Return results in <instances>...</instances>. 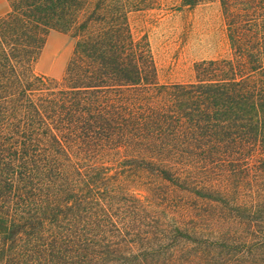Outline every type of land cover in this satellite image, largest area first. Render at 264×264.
<instances>
[{
    "label": "trees",
    "instance_id": "trees-1",
    "mask_svg": "<svg viewBox=\"0 0 264 264\" xmlns=\"http://www.w3.org/2000/svg\"><path fill=\"white\" fill-rule=\"evenodd\" d=\"M9 1L0 264H264V0L175 84L124 0ZM52 31L76 40L60 80L35 71Z\"/></svg>",
    "mask_w": 264,
    "mask_h": 264
},
{
    "label": "rangeland",
    "instance_id": "rangeland-1",
    "mask_svg": "<svg viewBox=\"0 0 264 264\" xmlns=\"http://www.w3.org/2000/svg\"><path fill=\"white\" fill-rule=\"evenodd\" d=\"M124 1L132 10L129 20L134 38L150 43L161 84L195 81L198 62L233 59L236 44L230 37L236 36V13L250 10L253 4L251 0ZM10 11V1L0 0V18ZM75 44L71 34L52 31L35 71L62 79Z\"/></svg>",
    "mask_w": 264,
    "mask_h": 264
}]
</instances>
